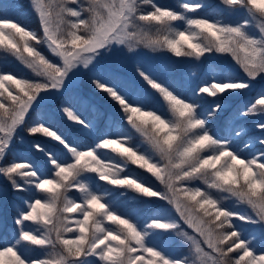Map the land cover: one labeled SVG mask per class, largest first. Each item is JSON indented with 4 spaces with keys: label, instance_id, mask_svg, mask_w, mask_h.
<instances>
[{
    "label": "snow or ice",
    "instance_id": "snow-or-ice-1",
    "mask_svg": "<svg viewBox=\"0 0 264 264\" xmlns=\"http://www.w3.org/2000/svg\"><path fill=\"white\" fill-rule=\"evenodd\" d=\"M31 4L38 31L0 0V50L31 73L0 66V177L27 193L16 206L14 231L0 233V264H264V89L242 101L222 127L213 124L226 107L221 97L264 78V0ZM206 8L228 18L205 14ZM119 48L197 61L227 56L244 78L213 71L185 95L137 63L136 77L164 102L161 110L150 107L136 82L101 64ZM83 78L120 110L119 119L98 132L75 107L86 103L83 97L64 102L60 111L87 134L86 142L38 113ZM206 97L214 102L202 110L197 100ZM248 117L259 119L247 124ZM21 130L58 147L33 140L28 147L42 160L26 153L8 160ZM130 165L153 182L130 172ZM129 194L134 204L157 199L168 211L142 217L138 208L124 207ZM172 234L186 252L167 242Z\"/></svg>",
    "mask_w": 264,
    "mask_h": 264
},
{
    "label": "rangeland",
    "instance_id": "rangeland-1",
    "mask_svg": "<svg viewBox=\"0 0 264 264\" xmlns=\"http://www.w3.org/2000/svg\"><path fill=\"white\" fill-rule=\"evenodd\" d=\"M4 2L11 6L12 13L16 15L19 19L20 17H26L30 20H38L37 15L33 10L31 0H4ZM38 30L39 27L37 31ZM172 60H177V58L172 56L171 54H158L157 56H153L149 50H141V48L133 52H129L126 48H119L113 50L110 56H106L104 60L101 61V64L111 68L114 72L120 74L123 78L136 82L139 87L144 89L145 93L149 96V99L154 97L160 101L162 100L159 98V96L155 94L152 90H150V88H148V86H146L142 81H140L138 77H136L135 66L137 65V63H143L153 72L154 75H156L157 77L163 76L164 80L166 81H168L167 79H169L171 75H175V82H179L183 86L189 87L190 89H192L195 85L203 82L207 77L212 74L213 71L220 73V71H218L219 68H216V66L213 65L201 67L200 72H194L191 68L185 69L186 67L183 68L181 65H179L178 72L171 74ZM233 65L238 68V70H240L239 66L236 65L234 61ZM0 66L9 67L23 75H31L29 70L23 64H21L14 57L6 55L2 50H0ZM241 73V78H244V74L242 71ZM261 89H264V78L258 79L253 82L252 87L250 89L242 90L235 95L245 96L248 94L245 98L249 99L255 97L257 92ZM73 96L83 97L86 103L84 105L80 104L79 107H75L85 118L92 119L97 124V127L100 112H102V107L100 104L104 105L105 110H107V113L105 114L106 128L104 129V131L108 130V128L112 126L114 120L119 119L116 117V115L120 116L119 107L111 104L110 101H108V97H106V94L93 89L87 78L80 79L76 88L70 91H65L62 95L55 96L49 101H46L38 110V113H42L45 117V120L47 119L56 122V124L57 122L61 123L62 126L67 131H69L70 135L72 136H86V133L80 132L78 126H76L73 122L68 121L66 119L65 114L60 111V106L64 102L70 100ZM232 96L233 95L224 97V99L222 100L226 105L225 110L231 105H233L234 101L230 99ZM213 102L214 99L212 103ZM237 106V104L234 105V107ZM86 109L91 110L92 114L89 116H85L83 111ZM232 111L233 109L230 110V112ZM221 113H223V111ZM36 115L37 113L33 114V116ZM258 119L259 117H248L246 118L245 123L251 124L253 120ZM31 123L32 118L30 117L29 124ZM51 125L56 128L55 125ZM61 132L66 134V132L64 131ZM21 137L23 138L22 140ZM33 140H39L40 143L45 144L53 149H56L58 147L56 142L52 141L50 138L43 137L42 134H38L35 137H30L25 131L21 130L15 144L8 153V160H11L16 154L19 153H26L38 161L42 160L43 157L38 152H35L28 147L30 142ZM242 141L243 143H248V137H242ZM136 142H140V138L138 136L136 137ZM256 147L258 148L259 146L257 145ZM128 170L133 174L140 175L142 178L149 181L150 183L152 182L150 176H148L135 166L130 165ZM26 195L27 193H17L13 191L11 186L8 185L2 177H0V233L11 234L14 231L15 225L13 223V219L16 214V206L20 204L19 198L21 196ZM131 197L132 194H129V201L128 203L124 204V207L138 208L142 217H147L152 214H163L168 211L167 205L162 207H155L147 211L146 209L150 206V202L162 201L152 199L147 200L146 203L144 201H139L138 203L134 204L131 202ZM229 204L231 206L233 202L230 201ZM237 210L244 211L245 209L238 208ZM167 242L169 244H172V246L175 247L178 252L187 251V248H181V242L175 238L174 234H172V238L169 239ZM38 252L39 249L34 250V254Z\"/></svg>",
    "mask_w": 264,
    "mask_h": 264
},
{
    "label": "trees",
    "instance_id": "trees-1",
    "mask_svg": "<svg viewBox=\"0 0 264 264\" xmlns=\"http://www.w3.org/2000/svg\"><path fill=\"white\" fill-rule=\"evenodd\" d=\"M159 3H164V4H169V5H173L175 6L178 3V0H158ZM203 3H207V4H217L219 3V0H202ZM205 14L208 15H214L215 18L217 19H227V15L225 14L224 16H217L216 14V9L213 8H206L203 10ZM21 21L26 24L30 29L32 30H37L39 27V24L37 23L38 20H30L26 17H20ZM141 50H149L146 48H141ZM153 56H157L158 54H169L166 52H154L149 50ZM178 60V61H177ZM177 60H172L171 62V74L178 72L179 70V65H181L183 68L188 69L191 68L193 69L194 72H200V68L201 67H207L208 65H213L216 66V68H219L218 71H220L221 74H231V75H235L238 77H242V73L240 70H238V68H236L233 65V61L231 60L230 57L227 56H220V55H208L205 58H202L201 60L197 61L191 58H177ZM180 63V64H179ZM159 78H163V76H159ZM169 83L174 84L177 89L179 91H181L182 93H184L185 95H190L191 94V90L189 87H185L182 84H180L179 82H175V75H171L169 79H167ZM253 92V91H252ZM251 92V93H252ZM248 95V94H247ZM242 96V95H233L230 99H232L234 101L233 105H231L230 107H228L225 111H223V113L219 114L213 124L214 127L216 128H220L222 127L225 118L231 113L230 110L231 109H235L236 107H234L235 104H237L238 106L241 104L242 101L246 100V96ZM107 97V96H106ZM224 97H228V96H224ZM224 97H221V99L223 100ZM214 98L211 97H206V98H202V99H198L197 102L201 105L202 110L208 108L213 101ZM108 101H110L111 104L118 106L115 102H113L109 97H108ZM102 107V112H100V117H99V121H98V127L97 130L98 132H103L104 129L106 128V120H105V114L107 113V110H105L104 105L100 104ZM99 105V106H100ZM75 106L79 107L80 104H75ZM150 107H158L161 110L165 109V105L163 101L158 100L157 98H150ZM85 116H89L91 115V110L86 109L83 111ZM117 118H119V115H116ZM46 121L50 122L51 124L55 125L56 128H58L60 131H64L66 132V135H68L70 138H74L80 141H84L86 142V136H82V135H75L72 136L70 135L69 131H67L61 123L57 122H53L50 120ZM153 182V181H152ZM145 203L147 202V200L144 201ZM150 206L146 209L147 211L155 208V207H162V206H166V204H164V202H158V201H152L150 202Z\"/></svg>",
    "mask_w": 264,
    "mask_h": 264
}]
</instances>
